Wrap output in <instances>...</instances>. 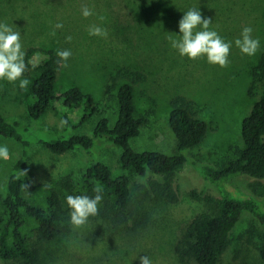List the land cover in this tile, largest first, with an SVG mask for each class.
<instances>
[{"label":"rangeland","instance_id":"374dc122","mask_svg":"<svg viewBox=\"0 0 264 264\" xmlns=\"http://www.w3.org/2000/svg\"><path fill=\"white\" fill-rule=\"evenodd\" d=\"M84 8L94 14L85 18ZM193 8L211 19L210 28L225 40L234 42L244 27L251 26L253 38L260 40L257 53L246 56L233 43L224 68L209 64L206 58L193 61L181 57L171 48L169 37L178 38V23L184 12ZM0 22L21 33L25 54L32 47L54 53L70 50L67 66L62 61L57 77L56 96L77 87L91 95L98 106V112L85 123H81L83 106L65 110L60 102L33 121L27 107L29 89L37 74H24L30 84L23 90L18 82L0 81V116L18 124L22 139L30 144V160L22 176L34 184L59 188L66 176L77 181L92 159L108 166L113 178L124 174L121 149L104 138H95L94 131L103 118L114 126L116 94L122 85L131 82L124 77L127 73L144 76L142 82L134 84L137 116L146 119L140 136L130 142L135 151L173 153L175 139L168 118L171 103L177 98L191 103L194 116L208 125L205 139L189 152L188 163L177 174L182 187L177 204L144 197V186L150 178L139 179L130 174L137 213H147L153 223L141 238L130 240L107 234V242L103 223L89 218L85 226L76 228L70 223L67 206V213L62 215L66 231L48 246L43 264H87L88 259L93 260L92 264H141L140 256H148L152 264H180L175 254L178 241L193 218L208 211L204 203L191 199L189 194L206 190L218 196L194 164L218 167L234 157V151L242 147V121L263 92L253 73L264 51V0H0ZM57 24L63 27L57 28ZM94 25L105 29L107 36L89 35ZM108 87L112 88L109 96ZM64 114L68 115L67 126L61 123ZM73 135L94 139L93 156H87V164L86 156L79 150L54 155L40 144ZM0 144H6L11 153L8 161H0L1 216L6 184L14 165L23 157V146L2 136ZM236 188L264 204V180L238 178L230 186L231 190ZM258 230L261 229L254 218L245 215L233 231L220 264H263L258 239L250 234ZM94 236L98 239L90 242ZM105 249L109 259L103 263L100 261Z\"/></svg>","mask_w":264,"mask_h":264},{"label":"trees","instance_id":"16d2710c","mask_svg":"<svg viewBox=\"0 0 264 264\" xmlns=\"http://www.w3.org/2000/svg\"><path fill=\"white\" fill-rule=\"evenodd\" d=\"M25 62L27 70L24 74L31 71L37 74L29 89L27 113L31 120L38 121L58 102L65 110H76L83 106L85 112L81 123L98 112L93 97L77 87L56 96V81L62 68V61L56 53L32 47L25 54ZM253 76L262 84L263 92L249 116L242 121V147L234 151L232 159L218 167L194 164L195 170L218 196L206 190L189 194L191 199L204 203L208 211L196 215L178 241L175 254L180 264H220L233 231L245 215L252 216L261 229L250 234L258 239L257 249L264 264V204L239 188L230 189L238 178L264 180V51ZM124 77L131 82L122 85L116 94L118 110L114 126L111 127L110 121L103 118L94 131L95 138H104L122 151L120 165L124 174L117 178L112 177L110 168L101 161L92 159L87 164V156H93V138L73 135L66 139L41 141L40 144L54 155L81 151L86 156L87 164L82 175L77 181L71 176L62 178L59 188L46 183L34 184L22 176L30 160V144L22 139L18 124L0 116V136L23 146V157L14 165L2 200L1 264H43L48 246L66 231L62 215L67 207V195L94 196L96 193L93 189L98 186L102 188L104 199L99 213L90 218L105 225L103 234L107 242L110 240L107 234L137 240L153 224L147 213H137L132 197L131 173L139 179L150 178L144 186V197L167 204L180 201L182 187L177 174L188 163L189 152L198 148L205 139L208 125L194 116L191 103L177 98L171 103L168 118L175 139L173 153L135 151L130 142L140 136L146 119L137 116L134 84L142 82L144 76L127 73ZM111 90V87L107 88V96ZM60 119L67 121L64 123L66 126L69 124L67 114ZM95 239L98 238L94 236L89 241L94 242ZM106 252L107 249L100 262L109 259ZM92 263L93 260H87V264Z\"/></svg>","mask_w":264,"mask_h":264},{"label":"clouds","instance_id":"9594fccd","mask_svg":"<svg viewBox=\"0 0 264 264\" xmlns=\"http://www.w3.org/2000/svg\"><path fill=\"white\" fill-rule=\"evenodd\" d=\"M149 2L151 3V0ZM82 14L87 18L94 12L84 8ZM211 23L212 20L205 18L201 10L193 8L184 12L178 23V38L169 37L171 48L181 57H187L193 61L206 58L209 64L218 65L221 68L227 67L229 63L233 43L242 54L249 57L254 56L260 48V40L253 38L251 26L244 27L239 37L233 42L225 40L217 31L212 30ZM56 27L62 28L63 25L57 24ZM89 35L106 37L107 31L94 25L89 29ZM56 55L66 67L72 53L70 50H61ZM26 70L21 33L7 23L0 22V81L12 84L18 82L19 89H27L30 81L24 76ZM61 123H67V121H61ZM10 157L9 147L6 144H0V161H8ZM93 191L96 193L94 196L86 194L66 196V204L70 209V223L76 228L85 226L90 217H95L99 213V206L104 199L103 190L98 186ZM139 259L141 264H152L148 256H140Z\"/></svg>","mask_w":264,"mask_h":264}]
</instances>
